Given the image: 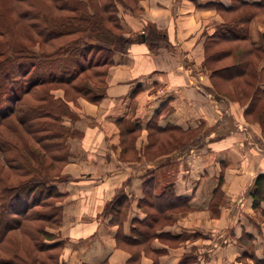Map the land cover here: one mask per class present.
<instances>
[{
    "label": "crops",
    "instance_id": "1",
    "mask_svg": "<svg viewBox=\"0 0 264 264\" xmlns=\"http://www.w3.org/2000/svg\"><path fill=\"white\" fill-rule=\"evenodd\" d=\"M217 4L230 7L232 1L143 0L139 17L122 14L135 42L127 53L114 55L101 104L80 100L78 120H65L80 135L69 139L65 178L53 183L65 202L58 238L51 243L64 244L61 260L66 264H154L145 256L130 260L117 236L131 237L133 222L145 218L139 204L147 191L160 195L166 188L191 212L158 232L173 239L155 238L148 246L159 264H241L249 255L248 239L240 243L245 235L264 260V223L254 221L251 194L254 180L264 174V141L245 122L239 105L215 91L204 67L207 26L221 23L210 6ZM148 23L161 36L153 49L145 39ZM262 30L251 32L257 43ZM119 128L126 136L141 133L132 152H126L128 159L121 154ZM167 128L193 136L169 154L145 157L144 147L151 143L147 137ZM222 167L226 196L217 207L212 204ZM119 192L130 201L121 227L107 215Z\"/></svg>",
    "mask_w": 264,
    "mask_h": 264
},
{
    "label": "trees",
    "instance_id": "2",
    "mask_svg": "<svg viewBox=\"0 0 264 264\" xmlns=\"http://www.w3.org/2000/svg\"><path fill=\"white\" fill-rule=\"evenodd\" d=\"M13 1L20 11L15 9L18 19L33 30L29 32L41 39L39 47L30 44L15 46L14 43L10 47L9 41H3L10 27L7 25L6 30L5 23L1 21L3 15L0 14V135H4L3 128L18 132L19 127L14 122L17 117V121L26 125L33 141L39 144L45 153L27 148L29 154H26V149H19L9 139L3 137L0 141V151L11 152V156L6 157L5 164L11 167L16 177L24 178L19 182L10 181V175L5 173V168L0 165V251L4 250L8 254L6 258L0 256V264H66L61 260L64 244L51 243L58 237L48 230L50 227L59 228L63 219V208L58 206L57 202L65 196L53 183L65 176L60 172L55 175L51 172L60 164L64 166L69 163V139L77 133L65 125V118L73 111L67 102L69 100L57 98L53 92L56 88L52 86H58V89L64 86L66 97L73 92L74 98L79 95L94 103L101 102L103 94H95L90 82H95L96 79L98 82H95V85L103 84L104 89L107 87L114 55L127 53L135 42L133 38L125 35L120 12L122 10L123 13H139L142 0H135V6L125 0H51V3L50 0ZM231 1L230 7L222 4L210 5L219 13L235 16L221 25L211 37L216 38L217 42H246L250 46L239 53L238 62L232 67L213 70L211 77L219 72L224 76V80L237 79L247 76L249 69H254L255 78L259 79V83L246 111L247 114H252L258 109L257 103L264 95V81H260L262 73H258L255 67L257 63L251 58H264V31L260 35L259 45L256 46L257 42H252L249 29L255 13L250 11H259L257 13L261 12L264 16V0ZM148 25L150 30L145 39L147 45L153 49L156 41L161 40V36L155 26L151 23ZM211 60L212 57L209 56L207 66ZM83 75L86 78H83ZM28 95L33 97L36 103L30 101ZM24 113L25 117L22 115ZM172 130L176 129L167 128L164 133H171ZM47 159L50 162H47ZM222 186L221 180L216 187L215 198L223 196ZM251 194L254 200L253 208L264 216V174L257 177ZM129 205L128 197L122 192L117 193L107 206V215L112 216L111 224L119 227L124 224ZM139 205L145 210V218L133 222L131 237H123L118 233L119 248L135 247L146 243L152 237L173 239L174 237L159 234L161 229L155 231V224L158 225L159 218L170 219L167 214L171 210L189 208L187 202L177 198L171 188H166L160 195L148 196L147 191L146 197ZM151 209L159 215L151 213ZM25 223L32 224L31 228L27 229V234L35 243V247L45 255L50 252L47 259L37 253L28 254L29 259L23 258L11 244L9 234L20 229ZM243 239H248L246 245L249 248V255L243 259L251 258L254 264H264V260L255 255L253 238L245 235L240 239L241 244L244 243ZM151 242H148V246ZM137 258H140L139 253L133 255L130 260ZM158 260L159 257H156L154 264H159Z\"/></svg>",
    "mask_w": 264,
    "mask_h": 264
},
{
    "label": "rangeland",
    "instance_id": "3",
    "mask_svg": "<svg viewBox=\"0 0 264 264\" xmlns=\"http://www.w3.org/2000/svg\"><path fill=\"white\" fill-rule=\"evenodd\" d=\"M49 1V0H46ZM127 3H129L130 5L134 4L135 6V0H125ZM143 1V0H142ZM141 1V2H142ZM51 3V0L49 1ZM140 2V3H141ZM140 7V4H139ZM18 9V7L15 5L13 0H0V14L3 15V18L1 19V21L3 23H5L6 26V30H7V25L10 27L8 30V34L5 35V37L3 38V41H9L8 45L10 47H12V43L15 44V46H18L19 44H30V45H35L37 47H39V43H40V37L36 36L33 32H29L33 31L30 28H28V26L23 25V23L18 19V14L17 11L15 9ZM137 8V5H136ZM141 11H138L139 13L135 14V16L139 17L141 14H143V10L140 7ZM19 11V9H18ZM20 12V11H19ZM251 13H255V15L252 18V21L249 25V29L250 31L253 33V29H256V31H258V29H261V27L263 28V30L259 33V36L263 33L264 31V16L263 13H257L259 11H250ZM122 14H125V12L123 13L122 10L121 12ZM218 15L221 17V23L216 25V24H210L209 26H207V30H206V39H205V55H206V60L204 62V67L205 69L210 72V75L212 76V71H219L220 69H225V68H230L233 66V64L235 62H238L237 58L239 57V53L242 50H247L249 49L250 44L246 43V42H233V41H218L216 40V38L211 37V34H213L217 29H219V27L221 25H223L225 22H229L232 17L235 16H231V15H224L222 13L217 12ZM122 14H120V19H121V23L123 26V21H122ZM212 25V26H211ZM124 30H125V35L127 37L133 38L132 36H129V32L127 31V29H125V27L123 26ZM150 30V27L147 25V27L145 28L146 33H148ZM34 38H37L36 40H33ZM39 38V39H38ZM255 39V38H254ZM252 38V42L255 43V40ZM0 40H2L0 38ZM260 42V37H259V41L258 43H256V46L259 45ZM46 49V48H45ZM209 56L212 57V60L208 63L207 66V59L209 58ZM251 57V56H250ZM251 58H253L257 65L255 66L256 69L258 70V73H260L261 71V79L260 81H264V58L262 59H258L255 56H252ZM252 59V60H253ZM86 76H88V74H86ZM83 78H86L83 75ZM210 80L212 82V85L215 89V91L221 94V96L223 95L224 98L230 100L231 102L239 105V107L242 109L243 111V119L245 120L246 123H248L249 125H251L252 127H255L257 132L259 133V137L264 141V95L262 96V98L260 99V101L257 103L258 105V109L253 111L252 114H247V108L248 105L250 103V98L256 93V89H257V84L259 83V79L256 80L255 75H254V69H249L248 75L247 76H240L237 79H225L224 80V76L221 75V73H217L214 77H210ZM95 82H98L96 79H94ZM90 82V81H89ZM91 81V86L93 88V91L95 94H103L104 93V85H95V82ZM108 86V84H107ZM53 88H56V90H54L53 92H55V96L57 98H60L64 101H67L69 106L72 108V113L70 116L66 117L65 119H70L72 122H76V120H78L79 116H78V109L81 107L80 106V100H86L89 103L93 104V105H100L101 102L99 103H94L88 99H85L84 97H80L79 95H76V98H74L73 96L74 93L70 92L71 95H67L66 97V91H65V87L64 86H60L61 89H58V86H52ZM107 88V87H106ZM217 92V93H218ZM218 93V94H219ZM259 96V95H258ZM28 99H30V101H33V97H31L30 95H28ZM258 99V98H257ZM74 100V101H73ZM72 101V102H71ZM36 103V102H34ZM38 103V101H37ZM25 117V113L22 114ZM21 115V116H22ZM14 122L18 125L19 130H17L18 132H13L9 129H2V132H4V135H0V141L1 139H4L3 137L9 139L10 141H12L15 145H17V147H19V149L27 150V148L30 149H35L36 151L40 152L41 154H44L45 152L41 149V147L39 146V144H37L35 141H33V139L31 138V136L29 135L28 129L26 128V125L24 123H19L17 121V117L14 119ZM27 122V121H26ZM77 133L75 137H78V132L75 131ZM18 135H17V134ZM151 133V132H150ZM154 134V135H153ZM151 137H147L148 141L151 140V143H147L146 146L144 147V151L142 152V154L145 157H150V158H156L159 156H164L166 154H169L170 152H172L173 150H176L178 148V146H183L185 143H187V141H189L191 139V137L193 136L192 134H183V133H170V132H166V133H156L153 132L150 134ZM80 136V135H79ZM197 136L196 133H194V138ZM119 143L121 144V151H122V157H124V159H128V157L126 156V152L131 153V146L135 144V142H137L140 137H141V133L137 134V135H132V136H126L124 133H122L121 128H119ZM128 146V148H127ZM261 147H262V143H261ZM124 148V149H123ZM126 148V149H125ZM124 152V155H123ZM29 154V151L27 150V153ZM7 156H11V152L10 151H0V165L3 166L5 173H8L10 175L9 179L12 182H19L21 180H23L24 178L20 177H16L17 175H15L12 171H11V167L8 166V164H5V159ZM131 160H134L135 157H130ZM122 159V158H121ZM47 162H50L49 159H47ZM68 164L64 165L60 164L59 167L54 168V170L51 172V174H59V172L63 175V172L65 171L66 167ZM225 168L222 167L221 173H220V179L218 181L219 182L222 180V190L224 188L225 185ZM13 174V175H12ZM262 175V174H261ZM63 179V178H61ZM257 179V178H256ZM254 180V184L255 181ZM253 184V186H254ZM223 196L221 197H214L215 199L213 200V203H215V206L217 205V203H219L217 205V207H219L221 205V203H223L224 198L226 196L225 191L223 190ZM101 199H98L97 202H100ZM58 201V200H57ZM65 202V198L62 200L60 199L57 202L58 206H62L61 203ZM112 202V201H111ZM110 202V203H111ZM217 207H215L213 209L212 215L213 217H215L217 215ZM263 207H264V202H263ZM63 208V206H62ZM191 210H189V208L185 209V208H181V209H174L169 211V213L167 215H169L170 219H164V218H159L158 220V225L155 224V231L159 230V229H164V227H167L168 225H172L175 223V220L177 219V217H180L182 215L188 214L190 213ZM253 212L254 214V221L256 223L259 222H263L264 223V216L261 214L260 211H257L253 208ZM151 213H153L154 215L158 216V212H156L155 210L151 209ZM63 222V219H62ZM61 222V224H62ZM30 223H25V225L23 224L21 226L20 229L17 230H13L9 236L11 237L12 240L11 244L14 245L19 252V255L23 258H28V254L30 253H37L39 255H42L45 259H47L48 255L50 252H47V255H45V253H41L36 247H35V243H33V241L30 239V236L27 234L29 228H31ZM43 225V224H42ZM61 225L58 227H50L48 228V230L50 232H53L57 237L58 235L56 233L59 232ZM143 229H147V228H143ZM148 230V229H147ZM156 240L155 238H150L146 243H142L139 245H136L135 247H121L120 249L124 250L125 252H127L130 257L132 258L133 255L139 253L140 254V260L143 258V256H145L146 258L152 259L153 261H155L156 255L152 252L148 251V242L149 241H153ZM157 240H161L160 238ZM247 241V240H246ZM248 243V242H247ZM175 246H179L178 243H174ZM1 249V248H0ZM146 254V255H145ZM0 256L3 257H7L8 254L6 253V251L1 250L0 251ZM241 264H254V262L250 259H241ZM141 262V261H140ZM135 264H138L135 263Z\"/></svg>",
    "mask_w": 264,
    "mask_h": 264
}]
</instances>
